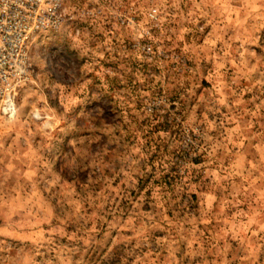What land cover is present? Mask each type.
Returning <instances> with one entry per match:
<instances>
[{"label":"rangeland","instance_id":"374dc122","mask_svg":"<svg viewBox=\"0 0 264 264\" xmlns=\"http://www.w3.org/2000/svg\"><path fill=\"white\" fill-rule=\"evenodd\" d=\"M65 8L0 117V264H264V0Z\"/></svg>","mask_w":264,"mask_h":264},{"label":"built area","instance_id":"2783aa9c","mask_svg":"<svg viewBox=\"0 0 264 264\" xmlns=\"http://www.w3.org/2000/svg\"><path fill=\"white\" fill-rule=\"evenodd\" d=\"M65 1L0 0V117L12 119L15 116L17 91L29 76L30 43L38 33L55 31L63 26L66 20ZM85 1L95 6L98 3V0ZM101 12L100 7H93L82 13L97 16ZM155 12L152 9L149 15L154 16ZM117 21L123 27L135 25V21L122 14L121 10ZM143 49L150 52L151 47L145 45Z\"/></svg>","mask_w":264,"mask_h":264}]
</instances>
